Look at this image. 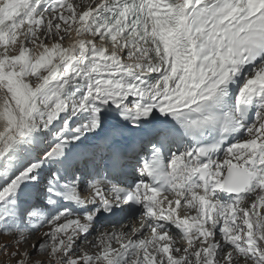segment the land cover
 I'll list each match as a JSON object with an SVG mask.
<instances>
[{
  "label": "snow or ice",
  "instance_id": "1",
  "mask_svg": "<svg viewBox=\"0 0 264 264\" xmlns=\"http://www.w3.org/2000/svg\"><path fill=\"white\" fill-rule=\"evenodd\" d=\"M0 264H264V0H0Z\"/></svg>",
  "mask_w": 264,
  "mask_h": 264
}]
</instances>
